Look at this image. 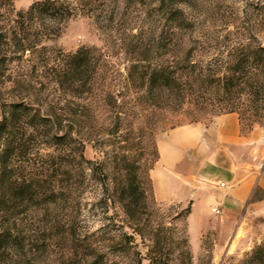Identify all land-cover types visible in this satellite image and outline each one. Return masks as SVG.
<instances>
[{
  "label": "rangeland",
  "instance_id": "obj_1",
  "mask_svg": "<svg viewBox=\"0 0 264 264\" xmlns=\"http://www.w3.org/2000/svg\"><path fill=\"white\" fill-rule=\"evenodd\" d=\"M35 1L0 3V34H6L9 42L4 47L8 60L0 63V163L8 135L21 143L6 169L8 175L18 178V184L10 190L0 179V202L13 194L17 205L8 210L0 203V211L10 219L20 245L13 247L11 238L9 246L0 250V264H139L140 255L142 264H167L151 263V249L164 260H174L169 264H190L186 249L192 264H248L253 251L264 245V206L252 204L264 196L263 190L257 187L250 202L229 210L228 219L211 218L210 225H199V221L190 229L189 183L180 174L204 165L200 157L196 161L192 157L196 133L201 136L200 128L231 113L230 108L239 119L240 135L258 141L262 150L257 155L264 159V61L255 60L251 52L258 43L264 45V0H62L76 9V15L65 23L60 35L43 40L34 52H17L10 39L17 13ZM177 5L184 8L196 31L181 36L184 50L167 51L159 42L178 38L170 16ZM233 25L242 34L215 32L219 27L232 30ZM82 47L95 50L97 71L92 92L79 99L57 88L49 67ZM176 57L188 59L189 69L222 78L203 83L202 97L193 96L178 111H165L146 99L142 79L131 78V74H136L135 68L141 74L150 72L164 61L173 63ZM243 61L246 66L236 70ZM232 73L248 75L249 83L230 84L224 75ZM72 102L91 107L102 126L104 142L100 146L98 136L86 141L84 158L74 149L75 190L68 204L63 191L64 144L53 113H62L61 107ZM11 103L32 109L30 116L12 124L8 134L3 122L13 110ZM47 113H52L51 124L43 118ZM118 117V135H106L116 127ZM130 125L132 138L127 141ZM105 152L109 153V194L96 166L107 158ZM127 153L141 165L140 177L148 195L140 219H131L124 212L119 193L114 191L120 179L114 161H121ZM155 183L163 196L156 193ZM170 190L173 199L165 195ZM207 206L215 215L223 209L218 203L199 204L201 209ZM67 213V222L79 227L75 234L64 226ZM137 228L141 235L134 231ZM131 234L134 238L128 237Z\"/></svg>",
  "mask_w": 264,
  "mask_h": 264
},
{
  "label": "trees",
  "instance_id": "obj_2",
  "mask_svg": "<svg viewBox=\"0 0 264 264\" xmlns=\"http://www.w3.org/2000/svg\"><path fill=\"white\" fill-rule=\"evenodd\" d=\"M11 4L12 0H0V3ZM182 2V1H181ZM75 8L70 4L62 0H37L35 1L26 11H20L17 13L15 19L16 26L12 31V37L14 45L17 52H34L37 50L38 45L43 40L53 39L60 35L63 30L65 23L73 16L76 15ZM170 16L174 20L175 35H178L176 40L170 39V41L161 40L159 45L165 50H184V40L181 36L185 35L188 30L190 32L196 31L195 27L190 23L186 16L184 8L180 6L174 7ZM228 27H219L215 30L216 33L227 31L226 34H242L237 26L233 25L232 30H228ZM180 35V36H179ZM6 34H0V63L2 61L8 60L7 52L4 51V47L8 48L9 42L5 39ZM3 45V46H2ZM255 54V60L264 61V45L258 43L257 46L251 50ZM63 62L59 64L50 65L52 81L57 86L65 92L66 95L77 97L79 99H84L85 95L92 92L93 86L92 81L94 75L97 71V62H95V50L89 47H82L75 53L65 54L63 57ZM248 59H245L247 62ZM186 61V63H185ZM188 59H183L182 57H176L173 61H164L157 65L152 71H146L144 73H139L135 68V73L131 74V78L142 79L143 84L146 86V99L152 100L155 107L165 110V111H178L179 108L193 96H201L202 84L209 82H217L222 78L218 74L207 75L202 69L196 70L194 68H188ZM246 64L244 61L236 66V70L244 68ZM138 72V73H137ZM244 72V71H243ZM135 75V76H134ZM210 76V77H209ZM229 78L230 84L235 83H249L248 75H237L235 73L224 75ZM247 77V78H246ZM201 86V87H200ZM196 103V101H195ZM198 103V102H197ZM12 111L9 116L4 117L3 130H7L10 134L12 124H14L18 119L23 116H30L29 106L23 103H11ZM72 105H74L72 107ZM62 113H53L56 117V121L59 124V132L62 134L58 136L64 144V171L65 175L63 191L67 195L66 201L70 204V198L74 194V169H72V160L74 158L73 151L78 149L80 158H84L83 150L86 141L95 140L92 139L93 136H98L96 142L100 146L103 145L102 129L101 125L97 123V118L91 107L85 103L72 102L68 103L65 107H61ZM229 111H235L234 108H230ZM38 115V114H37ZM52 113H47L43 118L46 120L47 124L52 123L50 119ZM87 121V122H86ZM119 117L115 123V128L113 131L106 132V135L115 136L118 135ZM132 125L129 127V134L125 140H130L133 132ZM7 136L6 147L2 149L1 152V167L0 179L3 184L9 187L8 189L14 190L16 184H18L17 177L8 175L6 169L8 168V161L14 154L15 148L19 149L20 141L16 139H9ZM76 145L73 146V144ZM78 144V147H77ZM133 144H136L133 142ZM134 145L128 147L130 150ZM107 157L97 163L99 166L103 177L100 180L105 186L106 192L109 194V153L105 152ZM5 160V161H4ZM117 167V173H119V178L117 187H114L115 193H119L118 200L121 202L124 212L131 219H140L142 214L145 212L144 209L147 207V190L143 186L140 169L141 165L138 163L134 155L127 153L122 155L121 161L115 159ZM114 172V174H116ZM116 181V177H115ZM25 183V180H23ZM21 192V191H18ZM54 192V191H53ZM16 193V192H15ZM14 193V194H15ZM26 195L25 192L22 193ZM12 195L8 196V200L2 201V205L8 207V210L14 208L15 203L12 200ZM26 198V197H25ZM142 199V200H141ZM142 201V202H141ZM2 209V208H1ZM0 209V210H1ZM0 250H5L7 245L10 243L11 238L12 246L17 247L20 245L18 239L13 234V228L10 223V219H5L6 213L0 211ZM64 226L72 228L70 234H75L79 227L77 225H71L68 221L70 214L65 215ZM139 229H134V231L141 235ZM129 238H134L133 235H129ZM184 241L187 244V238ZM9 246V245H8ZM190 260L191 255L188 249L184 251ZM140 254V253H139ZM141 256V255H140ZM138 258L139 264H142L143 256ZM161 255L157 250L151 249L149 253V260L151 263H173L174 260L167 258V260L162 259ZM248 264H264V245H259L253 254L247 260Z\"/></svg>",
  "mask_w": 264,
  "mask_h": 264
},
{
  "label": "crops",
  "instance_id": "obj_3",
  "mask_svg": "<svg viewBox=\"0 0 264 264\" xmlns=\"http://www.w3.org/2000/svg\"><path fill=\"white\" fill-rule=\"evenodd\" d=\"M199 132L201 136L196 133L192 157L195 161L200 157L199 162L204 165L200 169L186 168L180 174L181 180L189 183L186 190L187 200L192 202L188 217L190 229L193 225L198 226L199 221L202 223L199 225H210L211 218L226 220L229 210L251 201L257 187L264 192V159L257 155L262 145L240 135L239 119L234 112L217 116L213 123L200 128ZM202 156L206 158L202 160ZM155 189L157 194L164 195L159 184L155 183ZM173 192L165 193L166 197L173 199ZM204 202L221 204L223 209L215 215L210 206L199 207ZM252 204L264 206V196Z\"/></svg>",
  "mask_w": 264,
  "mask_h": 264
},
{
  "label": "built area",
  "instance_id": "obj_4",
  "mask_svg": "<svg viewBox=\"0 0 264 264\" xmlns=\"http://www.w3.org/2000/svg\"><path fill=\"white\" fill-rule=\"evenodd\" d=\"M217 211H219V210H217Z\"/></svg>",
  "mask_w": 264,
  "mask_h": 264
}]
</instances>
